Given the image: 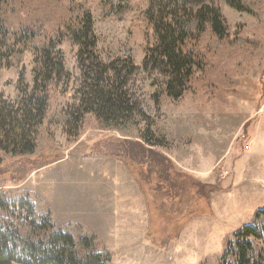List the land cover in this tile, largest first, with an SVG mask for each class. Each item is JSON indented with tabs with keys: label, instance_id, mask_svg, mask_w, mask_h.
Wrapping results in <instances>:
<instances>
[{
	"label": "rangeland",
	"instance_id": "rangeland-1",
	"mask_svg": "<svg viewBox=\"0 0 264 264\" xmlns=\"http://www.w3.org/2000/svg\"><path fill=\"white\" fill-rule=\"evenodd\" d=\"M258 1L262 18L215 2L233 41L226 47L237 48L208 53L207 65L195 74L191 90L175 101L164 93L159 75L143 70L146 50L155 43L144 15L148 0H12L10 17L38 16L47 36L57 31L69 8L85 3L102 60L130 56L139 67L129 90L145 116L141 124L119 133L102 130L89 117L85 134L69 138L63 123L55 122L62 109L78 104L81 75L78 47L63 38L60 49L71 81L52 102L40 152L6 157L0 165V190L34 192L52 208L56 226L69 225L78 241L85 232L96 235L113 255L110 264H218L227 241L264 211V0ZM211 42L209 37L204 40ZM32 62V53H26L14 68L0 71V93L16 98L22 70L31 86ZM148 131L156 144L153 148L140 139ZM136 140L152 150L140 166L143 183L125 163L107 157L123 148L122 160L132 157L133 164H140L142 157L136 161L132 155L140 149L135 152L136 146L126 144ZM38 157L47 164L33 170ZM123 166L131 175L128 180L142 193L150 219L147 236L130 245L104 233V225L85 212L96 191L119 186L104 172H119Z\"/></svg>",
	"mask_w": 264,
	"mask_h": 264
},
{
	"label": "trees",
	"instance_id": "trees-1",
	"mask_svg": "<svg viewBox=\"0 0 264 264\" xmlns=\"http://www.w3.org/2000/svg\"><path fill=\"white\" fill-rule=\"evenodd\" d=\"M216 1L148 0L144 15L153 28L155 43L146 50L143 70L162 78L164 93L172 100H180L191 90L195 74L207 65L208 53L219 55L237 48L226 47L233 41ZM220 1L238 12L262 18L261 1ZM12 8V0H0V71L14 68L18 58L32 53V85L22 70L16 83V98L0 93V165L6 157L35 156L41 150L43 126L52 102L71 81L60 49L63 38L78 47L81 77L76 92L78 104L62 109L55 124L63 123L65 134L73 139L85 134L89 117L102 130L116 133L141 124L144 111L129 90L139 67L130 56L110 62L102 60L92 13L85 3L69 8L57 31L49 37L42 32L41 18L16 16L13 20L9 14ZM208 37L213 42L204 44ZM148 135L149 131L140 139L153 148L156 144ZM139 141L126 144L131 149L136 146L135 152L140 149L137 155L131 152L136 161L142 157L140 164H133L132 157L122 160L123 148L107 157L125 163L137 181L143 183L140 166L152 150ZM46 164L44 158L38 157L33 170ZM68 226H56L52 208L34 192L1 189L0 264L111 263L112 253L100 245L96 235L85 232L78 241ZM218 264H264V211H258L251 226L227 241Z\"/></svg>",
	"mask_w": 264,
	"mask_h": 264
},
{
	"label": "crops",
	"instance_id": "crops-1",
	"mask_svg": "<svg viewBox=\"0 0 264 264\" xmlns=\"http://www.w3.org/2000/svg\"><path fill=\"white\" fill-rule=\"evenodd\" d=\"M124 168L119 169V172L116 169L110 170L107 174L104 172L105 176L112 175L113 180H118L119 186L107 191L102 189L96 191L95 201L91 199L93 203L85 207V212L90 218L98 219L104 225V233L130 245L142 242L147 236L150 219L142 193L137 189L136 183L131 181L135 187L132 186L128 180L131 175ZM122 184L127 187H123ZM116 225L118 230L111 232ZM105 228H110V231Z\"/></svg>",
	"mask_w": 264,
	"mask_h": 264
}]
</instances>
